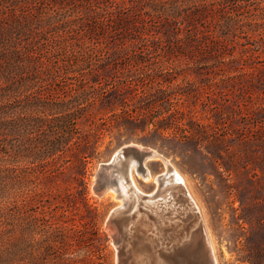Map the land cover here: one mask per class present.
Segmentation results:
<instances>
[{"label":"rangeland","instance_id":"rangeland-1","mask_svg":"<svg viewBox=\"0 0 264 264\" xmlns=\"http://www.w3.org/2000/svg\"><path fill=\"white\" fill-rule=\"evenodd\" d=\"M160 1L100 0L91 1L89 7L88 0H35L26 5L20 0H0L1 23L36 14L45 25L51 17L84 24L74 26L61 45L49 27H38L41 49L34 58L39 80L23 96L12 98L14 112L0 121L14 122L24 112L35 114L30 108L23 111L20 101L25 95L70 97L80 74L89 78L101 73V67H111L102 92L109 95L119 82L144 80L146 91H139L141 99L136 93L124 92L130 97L125 110L147 108L153 123L147 128L145 123L138 124L142 127L139 131L132 126L105 131L97 154L87 166L88 194L84 199L80 196L82 188L73 191L74 171L65 168L61 178L50 181L42 165H30L28 160H15L12 152H2L3 143L16 145L18 137L1 132L0 264L41 263L43 258L55 257L74 245L76 249H93L107 264H118V246L108 220L119 206L126 212L116 227L131 261L130 252L137 246L136 230L141 227L131 229L130 222H136L137 215L147 210L143 205L126 208L119 192L112 190L119 187L121 176L127 177V166L102 177L108 188L104 194L97 190L101 165L131 143L167 158L184 179L200 206L199 216L218 264H264V2L232 0L231 4H221L206 0L210 19L200 27L201 52L194 54L185 32L174 33L167 28L164 16L153 11ZM3 13H10V19L5 20ZM234 18L242 22L231 30ZM125 20L130 21L129 26ZM116 21L122 25L117 26ZM188 30L196 31L186 29V33ZM209 44H217L218 50L212 52ZM136 56L142 64L134 63ZM27 77L32 79L30 74ZM165 79L170 81L168 86L162 85ZM3 82L0 73V85ZM165 101L181 115L176 112L175 117L152 120ZM146 166L152 178L146 181L135 175L136 187L144 196L156 195L163 185L155 178L167 172V167L161 160L148 161ZM177 197L179 206L184 197L182 193ZM89 223L96 224L100 243L88 242V235L93 233ZM121 225H129V233Z\"/></svg>","mask_w":264,"mask_h":264},{"label":"trees","instance_id":"trees-1","mask_svg":"<svg viewBox=\"0 0 264 264\" xmlns=\"http://www.w3.org/2000/svg\"><path fill=\"white\" fill-rule=\"evenodd\" d=\"M14 1L18 2V0ZM33 1L35 0H20V3L26 5ZM91 1L100 0H88L89 7L93 5ZM161 1L154 5L153 11L164 16L167 28L174 33L185 32V40L195 48L193 53H200L202 41L200 27L209 21L211 14L207 1L166 0L168 4H163ZM213 1H218L221 4L233 2L232 0ZM241 1L245 3L247 0ZM262 1L264 2V0ZM164 5L171 6V9ZM35 15H23L24 18L12 22L8 20L10 13H3V18L8 22H0V73L4 78L3 84L0 85V119L10 112H14L12 98L23 96L27 92L26 90L33 87L34 82L39 80L38 67L34 58L41 49L39 41L41 39L37 38L36 32L38 27H49L52 32H55L61 39V42L57 43L59 45L66 41V34L74 31L75 27H84V24L64 17L61 19L51 17L45 25L41 19H36ZM129 22L125 20L124 24L129 26ZM240 22L242 20L239 18L232 19L230 29H235ZM115 23L117 26L122 25L117 21ZM167 28L166 31H168ZM193 28L196 29L195 32L188 30L190 32L186 33V29ZM42 41H47V39ZM217 46V44H213L211 47L209 44L208 47L214 52L218 50ZM79 50L84 52L82 46H79ZM142 62L139 56L134 57L136 65H140ZM101 70V73H93L89 78L87 75L80 74L78 83L71 87L70 97L51 98L50 95L38 93L33 97L25 95L20 101L23 111L30 108L36 110L35 114L27 115V112H24L14 122L0 121V133L5 132L7 137H18L16 145L11 146L8 143H3L5 145L2 152L5 154L12 152L15 160L25 159L30 165H42L46 169L50 181L61 178L60 174L65 168L74 171L76 175L72 178L73 191H79V187L82 188L80 196L83 199L88 194L85 183L87 166L97 154L99 139L105 131L128 130L129 126L139 131L142 128L140 127L142 123H145V128L149 124H153L152 121H149V109L129 108V110H125L128 108L127 101L130 97L127 95L125 97L124 92H127L128 95L136 93L135 97L141 99L139 91L143 94L146 91L145 81L142 80L140 83H129L127 80L119 82L116 86L114 85L113 91L108 95L102 92V87L107 84L109 74L113 69L101 67ZM29 74L32 79L27 77ZM169 83L170 81L166 79L162 81V85L165 86H168ZM162 100L165 99L162 98ZM176 112L177 115H181V112L170 101H165V105L159 110L158 117L151 119L175 117ZM176 119L182 118L177 117ZM83 123H86L85 128L81 129L80 125ZM5 142H7V138ZM90 224L88 227H92L91 232L93 231V233L88 235V242L91 245L95 242L100 243L102 240L95 228L96 224ZM75 241L78 244L76 239ZM70 247L71 249L61 251L55 257L43 258L44 262L35 264H107L105 257L98 255L93 249H80L79 247L76 249L75 245ZM81 252L84 254L82 255Z\"/></svg>","mask_w":264,"mask_h":264},{"label":"bare ground","instance_id":"bare-ground-1","mask_svg":"<svg viewBox=\"0 0 264 264\" xmlns=\"http://www.w3.org/2000/svg\"><path fill=\"white\" fill-rule=\"evenodd\" d=\"M148 160H161L166 167L169 165L172 167L164 179L163 189L160 190V193L145 197L138 190L134 180L135 175L146 181L152 177L147 166L143 173L135 162L130 163L127 177L119 178V187L112 188L114 192H119L126 208L138 209L140 205H143L147 210L146 213L137 215L136 222H130L133 224L131 229H135L136 225L141 227L138 228L139 231L136 230L139 232L135 236L137 246L130 252L131 262L133 264H205L206 255L198 246L200 236L191 241L189 248L183 242L185 236L199 225L197 214L201 213V209L198 202L188 190L184 179L167 158L155 151ZM155 181L158 183L157 178ZM181 193L184 198L182 203L177 206L179 203L177 196ZM165 212L175 217H166ZM175 218L178 220L172 222ZM126 221H129V217L126 218ZM121 226L124 231L129 233V230H126L128 226ZM206 233L214 261L218 264L207 230Z\"/></svg>","mask_w":264,"mask_h":264},{"label":"water","instance_id":"water-1","mask_svg":"<svg viewBox=\"0 0 264 264\" xmlns=\"http://www.w3.org/2000/svg\"><path fill=\"white\" fill-rule=\"evenodd\" d=\"M154 150L147 149L143 146H140L138 144H126L122 146L120 149L116 151L112 159L108 163H103L100 168V179L97 182V190L101 193L104 194L107 191V185L104 183L102 177L107 176V175H112L119 167L121 166H127V172L129 170V166L131 162H135L143 173L146 171V163L149 161L148 159L154 155ZM171 165L167 167V172H164L163 174L159 175L157 177L158 183L160 185L163 184L164 179L166 175L169 173L171 170ZM148 197V196H145ZM124 207H117L113 210L111 213L109 220H108V227L113 231V238L118 246V254H117V259H118V264H133L131 261L127 260V253L129 252L128 250L126 251V245L123 243L121 234L119 230L116 227V224L118 222V219L125 213ZM198 218V223L199 225L192 230L190 233H188L185 236L184 239V245L185 246H190L191 241L200 236L199 241H198V246L201 247V250H203L204 254L206 255L205 264H216L212 255V251L208 242L207 238V233L206 229L204 227V224L200 218V216L197 214ZM184 246V247H185ZM176 247V245H175Z\"/></svg>","mask_w":264,"mask_h":264}]
</instances>
